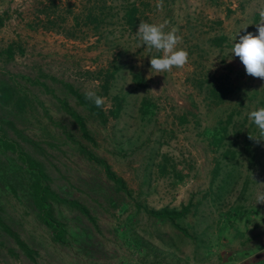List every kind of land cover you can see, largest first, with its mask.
I'll list each match as a JSON object with an SVG mask.
<instances>
[{"label": "rangeland", "instance_id": "374dc122", "mask_svg": "<svg viewBox=\"0 0 264 264\" xmlns=\"http://www.w3.org/2000/svg\"><path fill=\"white\" fill-rule=\"evenodd\" d=\"M156 3L0 0V84L25 95L0 100V127L12 137L0 158L23 191L30 164L40 165L62 199L53 202L54 239L26 195L0 189L1 215L26 246L0 231V264H264V203L255 204L264 140L249 139L257 129L248 119L264 107V80L232 53L237 33V42L257 34L264 0ZM165 20L189 59L150 73L161 54L143 45L138 26ZM184 206L173 222L148 213Z\"/></svg>", "mask_w": 264, "mask_h": 264}, {"label": "clouds", "instance_id": "9594fccd", "mask_svg": "<svg viewBox=\"0 0 264 264\" xmlns=\"http://www.w3.org/2000/svg\"><path fill=\"white\" fill-rule=\"evenodd\" d=\"M163 7V0H157L156 8L162 11ZM168 25L169 21L167 20L159 23L144 21L139 23L137 35L143 45L147 46L149 52L155 49L157 53L161 54L151 56L150 73L152 70L155 71V74L170 72L173 67L183 68L188 62V51L177 47L182 42V36L178 35L177 28L168 29ZM236 36L232 53L239 57L248 75L264 80V10L259 12L257 34L246 32L239 35L238 42ZM85 97L93 101L97 108L104 106V97L97 95L95 91L86 92ZM248 119L255 124L257 129L256 134L249 135V139L257 142L264 140V107L249 112ZM257 203H264V190L257 191L255 204Z\"/></svg>", "mask_w": 264, "mask_h": 264}, {"label": "trees", "instance_id": "16d2710c", "mask_svg": "<svg viewBox=\"0 0 264 264\" xmlns=\"http://www.w3.org/2000/svg\"><path fill=\"white\" fill-rule=\"evenodd\" d=\"M219 91H221V87H218ZM73 94H75L77 97H80L81 95L77 93L75 89H72ZM16 101L19 99L24 98V94H16L14 90L8 91L5 90L4 87L0 84V100L1 101H7L8 99H11V97H14ZM83 96V95H82ZM85 96V95H84ZM223 96V93H220L218 98H221ZM18 103V102H17ZM94 105L89 106L88 109H93ZM100 110V109H99ZM73 116L75 120L77 121V125L79 126L81 133L85 137H89L87 134V130L84 127V124L81 120V117L73 112ZM10 123V122H9ZM12 137H8L6 134L5 127H0V152L4 153L6 155L7 151H4L6 148L8 149L10 147ZM28 158L31 159L29 155H27ZM21 164L18 165L21 167L23 164L26 165L25 159L21 157ZM32 161V160H31ZM34 163V162H33ZM30 164V163H29ZM28 166V163H27ZM31 166V173H30V181H29V187L26 191H23L21 179L16 176V174L12 171L13 167L9 163V160L6 157L0 158V189L8 191L10 193L16 194L21 193L23 195H26L28 199V203L31 204L32 208L35 210V213L39 217L40 220H43L48 225L52 226L54 229V233L52 234L54 239L60 238V232L61 227L59 224H56L54 221V206L53 202L61 201L62 199H59L58 196L55 194L54 190L49 187L47 173L42 169L40 165L37 166L36 163ZM104 171L109 177L113 183L115 184V189L123 188V183L120 178L115 177L113 175V172L108 168L107 165H104ZM20 190V191H19ZM72 208L77 209L79 212L84 214L85 216L92 218L89 210L81 203H79L76 200H66L64 199ZM188 206V205H187ZM187 206L182 207L180 210L176 209H168V208H161L159 210H152L150 209L148 213L153 214L156 217H163L167 220L173 222L174 217L182 214L187 210ZM2 210L0 209V231L6 232L10 235H12L14 238H17L18 244L25 249L26 246L24 242H22L17 237V233L15 229H13L12 225L8 222L9 218L6 215H1Z\"/></svg>", "mask_w": 264, "mask_h": 264}]
</instances>
